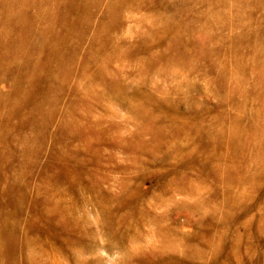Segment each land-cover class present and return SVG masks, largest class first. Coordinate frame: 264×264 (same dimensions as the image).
Here are the masks:
<instances>
[{
	"label": "rangeland",
	"instance_id": "rangeland-1",
	"mask_svg": "<svg viewBox=\"0 0 264 264\" xmlns=\"http://www.w3.org/2000/svg\"><path fill=\"white\" fill-rule=\"evenodd\" d=\"M0 264H264V0H0Z\"/></svg>",
	"mask_w": 264,
	"mask_h": 264
}]
</instances>
